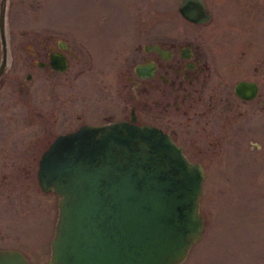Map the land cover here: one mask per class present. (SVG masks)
Segmentation results:
<instances>
[{"label": "rangeland", "instance_id": "374dc122", "mask_svg": "<svg viewBox=\"0 0 264 264\" xmlns=\"http://www.w3.org/2000/svg\"><path fill=\"white\" fill-rule=\"evenodd\" d=\"M7 1L15 53L0 78V248H16L31 264H43L57 210L55 193L44 192L37 185L38 157L56 134L73 130L81 121L116 120L119 113L108 104L93 103L82 109L87 86L94 79L99 94L109 91L110 101L119 100L117 86L107 82L112 62L119 63L126 73L133 47L147 38L138 30L145 18L140 10L147 9L148 16L150 1ZM154 1L158 30L169 26L171 33L204 35L200 40L188 35L177 38L198 41L202 47L206 40L216 64L237 62L231 76L220 75L222 71L214 64L208 70L203 102L211 90L217 103L214 108L204 105V115L196 119L200 124L190 128L191 137L199 131L203 142L190 148V134L182 135L187 140L178 139L184 143L186 156L201 161L205 170L199 199L204 230L179 264H264V0H204L211 13L205 23L184 20L177 11L178 0H152L153 5ZM43 20L68 32L89 30L94 67L75 65L51 75L33 67L31 78L26 79L29 70L19 68L15 58L20 53L28 57L19 47L22 41L34 40L38 48V25ZM99 21L100 32L97 28L93 34ZM61 36L70 40V35ZM121 44L123 50L116 54ZM240 78L258 83L253 99L242 101L232 94L231 85ZM227 93L231 95L228 103L224 98ZM130 96L125 81V114ZM188 100L197 101L195 93Z\"/></svg>", "mask_w": 264, "mask_h": 264}, {"label": "water", "instance_id": "95a60500", "mask_svg": "<svg viewBox=\"0 0 264 264\" xmlns=\"http://www.w3.org/2000/svg\"><path fill=\"white\" fill-rule=\"evenodd\" d=\"M177 9L193 22L209 18L203 0H178ZM5 58L3 52L0 76ZM234 89L251 98L257 84L239 80ZM131 120L83 124L41 151L37 184L55 193L57 210L44 264H179L201 238L202 165L167 132ZM0 264L31 263L8 247L0 248Z\"/></svg>", "mask_w": 264, "mask_h": 264}, {"label": "flooded vegetation", "instance_id": "af4514ba", "mask_svg": "<svg viewBox=\"0 0 264 264\" xmlns=\"http://www.w3.org/2000/svg\"><path fill=\"white\" fill-rule=\"evenodd\" d=\"M149 1V15L147 16L145 14L147 9L140 10V15L144 14L145 18L141 19L138 30V33L147 36V38L138 41L133 47V50L128 56L129 62L128 67L126 68V73L125 69L121 67L119 63L117 64L116 61L112 62L114 65L111 68V78L107 80V82L110 83L112 81L115 83L120 94L119 100L115 101L114 99L110 101L109 91L105 94H99V91L93 87V79V81L87 86L86 103L82 109L85 110V106H92L93 103H96L99 106L108 104L118 111L119 114L116 120L130 121V117H132L131 121L135 124L146 123L154 125L162 131L167 132L173 142L178 144L183 151L185 148L183 141L187 140V138H183L182 135L184 134H190L188 137L190 143L189 147L198 144V142H203L204 139L201 137L199 138V131L195 133L194 137H191L194 134L191 133L190 128L200 124L196 119H199L201 115H204L205 112L201 110L204 105L214 108L217 103V95L216 93L211 92V90L207 92L206 100L203 102L205 99L204 92L207 87L206 84H208L207 82L209 81L210 76L208 70L211 69V65L214 64L215 68L222 71L220 75L227 77L231 76L232 72L236 70L237 62L235 61L233 64L229 62L222 65L216 64L213 51L208 48L206 40H204V43L201 42L203 44L202 47L199 45L198 41L188 38L184 39L183 37L177 38L181 35H192L171 33L167 29L172 27L168 26L158 30V11L155 8V1L154 5L152 4V0ZM31 2L36 3V0H31ZM203 2L209 12V18L201 23L207 22L211 17L207 4L204 0ZM8 11L9 4L8 1L5 0L3 23L1 24L0 22V60L2 53L5 52V70L7 65L11 64L14 59V55L12 54L15 53L13 52V34L10 32ZM179 15L184 20H188L180 13ZM99 26L100 21L96 23V28L92 29L93 34L95 31L97 32V30L100 32ZM38 28V48L34 45V40L30 39L22 41L20 46L16 43L19 47L25 49L28 54V57H26L23 53H20L19 55H16L15 58L18 61L17 64L20 65L18 66L19 68L26 67V69L29 70L24 74L26 79L31 78L32 74L30 71H32L31 69L33 67L43 68L49 75H51L52 72L56 74L64 73L69 67L75 65H79V68L81 65H86L91 69L94 67L95 54L94 48H92L88 42V35L90 34L89 30H86L85 28H79V31L75 32L59 30L47 20L39 21ZM64 33L70 35L69 41L61 36V34ZM158 33L159 35H157ZM121 36L116 35L115 37L121 38ZM199 37H204V35L192 36L191 38L200 40ZM122 47L121 44L117 48L116 54L119 53V50H123ZM60 58L65 60L66 66L63 70H58ZM239 80L256 82L253 79L244 78L235 80L231 85L234 97L242 101L253 99L258 93V83L256 82L257 91L255 95L251 98H243L238 96L234 89L235 84ZM125 81L128 82L131 90V102L129 104L128 114L124 113L125 107L122 101L125 93ZM74 82L76 84L77 79ZM196 84L198 86H196ZM193 93H195L197 101L192 102L188 99ZM76 95L77 93L75 96ZM230 97L231 95L228 93L224 96L227 103L230 102ZM75 102L77 103V97ZM54 108L53 111H55ZM196 108H198V110ZM76 118L80 119L81 115L76 116ZM216 119L218 123L221 122L219 117H216ZM109 121L114 120H106V122ZM102 123H87L81 121L76 128L83 124L99 125ZM179 138L183 140L181 143L178 141ZM212 141L215 145L217 144L214 139H212ZM218 147H220V145H218L217 148ZM213 151H217V149H213ZM193 161H197L203 166L201 161Z\"/></svg>", "mask_w": 264, "mask_h": 264}]
</instances>
